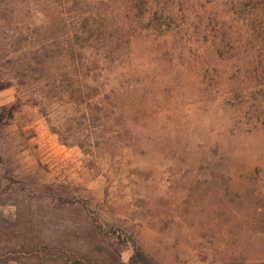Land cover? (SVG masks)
<instances>
[{
    "label": "rangeland",
    "instance_id": "374dc122",
    "mask_svg": "<svg viewBox=\"0 0 264 264\" xmlns=\"http://www.w3.org/2000/svg\"><path fill=\"white\" fill-rule=\"evenodd\" d=\"M88 220L124 260L264 264V0H0V225Z\"/></svg>",
    "mask_w": 264,
    "mask_h": 264
},
{
    "label": "trees",
    "instance_id": "16d2710c",
    "mask_svg": "<svg viewBox=\"0 0 264 264\" xmlns=\"http://www.w3.org/2000/svg\"><path fill=\"white\" fill-rule=\"evenodd\" d=\"M87 68V63L74 65L78 78L83 77L86 80ZM86 86L84 82L83 88ZM59 200L69 206L78 202L76 199L64 200L63 195ZM10 226L0 225V244L8 245L5 252H0V257L23 255L46 262L56 263L58 260V264H163L148 253L140 241L133 242L132 254L128 260H124L125 249L121 248L124 241L107 229L105 221H85L83 225L75 228V233L58 237L56 246L55 243L51 244L39 237L31 238L27 242L20 241L11 232L15 228Z\"/></svg>",
    "mask_w": 264,
    "mask_h": 264
}]
</instances>
